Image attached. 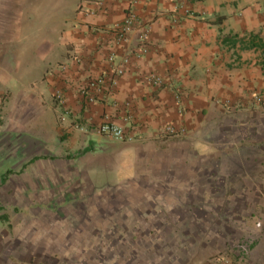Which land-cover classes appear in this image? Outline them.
Listing matches in <instances>:
<instances>
[{"label": "crops", "instance_id": "obj_1", "mask_svg": "<svg viewBox=\"0 0 264 264\" xmlns=\"http://www.w3.org/2000/svg\"><path fill=\"white\" fill-rule=\"evenodd\" d=\"M100 1L0 0L8 5L0 20L6 130L38 152L48 138L66 136L61 154L57 146L49 151L69 178L93 186L96 173L105 177L101 187L121 193L117 205H139L136 216L153 207L165 211L146 227L148 219H134L131 241H148L127 260L119 250L123 264H213V256L264 264V110L255 103L264 95V0ZM132 1L138 24L118 43L112 27ZM145 31L148 50L142 52ZM150 75L163 83H150ZM98 78L104 83L89 102L83 90H93L89 85ZM58 91L66 100L62 109L54 100ZM104 122L122 127L126 140L99 134ZM168 124L184 133L163 136ZM31 157L36 165L21 172L45 175V155L7 159L21 164ZM10 180L0 183L6 195L0 225L14 229L21 222L15 234L24 229L33 244L45 210L8 199ZM124 184L128 191L117 190ZM222 205L230 207L223 211ZM116 226L124 236L126 225ZM3 230L0 241L9 240L14 253L18 245L24 253L33 249ZM98 239L85 246L95 251L97 243L109 242ZM243 242L247 249L240 248ZM143 256L146 262L139 261Z\"/></svg>", "mask_w": 264, "mask_h": 264}, {"label": "rangeland", "instance_id": "obj_2", "mask_svg": "<svg viewBox=\"0 0 264 264\" xmlns=\"http://www.w3.org/2000/svg\"><path fill=\"white\" fill-rule=\"evenodd\" d=\"M7 7L8 5H6L5 2H0V20L1 17L4 16L3 12L6 11ZM1 26L0 24V31H2ZM54 100L61 109L64 107L59 103L56 93L54 95ZM5 116L6 114L3 112L2 106H0V183L4 182L7 176H9V180H12L8 181V183L14 190L8 193V199L15 202V205H20L21 207L25 204L27 206L29 205V207H40L45 210V217L44 222L40 218L41 216L39 217L44 227L40 232L41 236L38 237V239L36 236L39 243L35 241L33 243L34 246L32 242L28 241L29 235L27 231L25 233L24 229L19 230V232L15 234L18 228L21 229V222L19 225L17 224L18 226L15 228L17 222L15 221L14 229L13 226L9 229L6 225H0V230L3 228L9 230L5 236H8L7 234L9 232L11 233L13 230L12 234L20 239L24 237L27 242L26 244H28L27 246H29L30 243L33 247V249H31L29 246V250L24 253L20 248L21 245H18L16 253H14L12 243L9 240L5 241L4 238L3 242L0 241V264H123L122 257H117L120 252L119 250L125 251L127 260V256L129 257L131 253H134V249L139 248L140 242H142V244L147 243L148 238L145 237H143V241L139 239H136L135 243L131 241L134 233V228H132V226L133 223H137L134 219L143 217L141 218V221H143L145 217L148 219V222L143 221V226L146 227L150 225L153 218L163 217L165 211L163 212L153 207L152 209H154V212H149L147 215L143 216H136L138 213L134 208L139 205H117L118 203L120 204V201L124 198L121 193L118 194L115 188L101 187V184L106 181L105 177H99L96 173L92 178L95 183L93 186L87 182L88 179L81 177L75 178L76 176L74 174H71L72 176L69 178L67 171L64 173L59 166L57 167L58 163L55 165L56 162L52 157L53 153L49 151V149L53 151L57 146V151L59 153L62 152V150L59 151L58 149H60V147H66L62 144L67 138L66 136L62 135L61 139L55 140L53 137L48 138L46 150L44 151L43 149L38 152V148L31 145V141L27 138L19 139L15 137L17 134L16 131L9 132V130H6L8 124ZM35 153H39L40 157L42 155L46 156L45 175H32L30 170H28V175L21 172L25 167L29 168L30 166L36 165V163H34L35 160H32L33 157L29 158L28 162L21 161V164L17 162L18 160L12 161L7 159V156L13 154H24L26 157L27 154L35 155ZM57 157H59V155H57ZM54 168L57 170V173L54 171ZM122 180L123 179H121L120 182ZM127 184L118 186L117 190L123 191V187ZM129 190L133 191L132 188ZM126 191H128V189L124 190V192ZM1 193H4V191ZM2 196L3 199H6V195L0 194V197ZM1 204L0 201V205ZM10 205H12V203H10ZM145 206L147 207L150 205ZM222 206L223 211L230 207L229 205ZM142 207L144 208V205H142ZM146 209V211H148V208ZM157 213H159L158 216L156 215ZM181 215L182 213L180 211L176 216L180 217ZM27 221H29L28 218H26L25 223H27ZM0 222L4 223V219L0 220ZM119 222L126 225L124 236L117 231L118 226H116V224ZM178 227L181 226L179 225ZM5 230H3V232ZM136 233H138V231H136ZM100 236H103L104 239L109 240V242L105 241L103 244L102 242L97 243L98 246H95V251H91V249L87 248L91 245V241H97ZM4 242L7 244L6 246H4ZM85 245H87V247ZM241 246V249L248 248L246 242H243ZM148 258L141 257L139 261L146 262ZM224 259H227V257L213 256L212 262L213 264H223L222 261ZM228 260L229 262L225 264L235 261L233 258ZM236 260L238 264H243L238 257Z\"/></svg>", "mask_w": 264, "mask_h": 264}, {"label": "built area", "instance_id": "obj_3", "mask_svg": "<svg viewBox=\"0 0 264 264\" xmlns=\"http://www.w3.org/2000/svg\"><path fill=\"white\" fill-rule=\"evenodd\" d=\"M135 2L136 1H132L130 3L126 11V15L124 19L122 20V22L112 27V31L114 33V39L118 43L126 41L131 30L138 24L136 13L133 8V6L135 5ZM99 3L101 4L100 0H99ZM184 12L186 14H192L189 9H185ZM141 38L143 42L141 46V50L142 52H146L148 50L147 45H146L147 31L141 33ZM113 59H114V53L110 56L109 60L113 61ZM121 73H122V69L118 67L117 74H121ZM148 81L155 85H161L163 83V79L157 75H150L148 77ZM103 83H104L103 78L95 79L89 85V87H93V90H91V88L89 90H83L84 96L89 102L94 101V99L96 98L97 91L101 88V85ZM56 96L59 100V103L64 106L66 103V100L63 94L60 91H58L56 93ZM255 103L257 107L264 110V95L263 94L257 95L255 97ZM82 130L87 131V127L83 126ZM97 131L99 134L105 135L108 138L115 140V141H123V140H126L127 138V135L122 127L117 126L110 122H104L103 124H101L98 127ZM182 133H184V131L177 130L172 124L165 125L164 127L161 128V134L165 137H171V136H175V135L182 134ZM228 262H229L228 259H224L222 261L223 264L228 263Z\"/></svg>", "mask_w": 264, "mask_h": 264}]
</instances>
